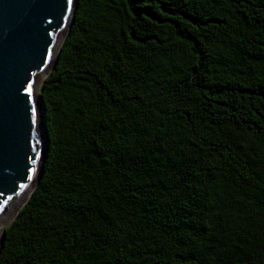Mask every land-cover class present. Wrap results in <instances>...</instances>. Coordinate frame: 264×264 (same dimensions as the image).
Here are the masks:
<instances>
[{"label": "trees", "instance_id": "obj_1", "mask_svg": "<svg viewBox=\"0 0 264 264\" xmlns=\"http://www.w3.org/2000/svg\"><path fill=\"white\" fill-rule=\"evenodd\" d=\"M39 96L0 264H264V0H77Z\"/></svg>", "mask_w": 264, "mask_h": 264}, {"label": "water", "instance_id": "obj_2", "mask_svg": "<svg viewBox=\"0 0 264 264\" xmlns=\"http://www.w3.org/2000/svg\"><path fill=\"white\" fill-rule=\"evenodd\" d=\"M76 5L77 0H0V221L9 219L3 229L43 174L48 133L35 81H44L55 67Z\"/></svg>", "mask_w": 264, "mask_h": 264}, {"label": "rangeland", "instance_id": "obj_3", "mask_svg": "<svg viewBox=\"0 0 264 264\" xmlns=\"http://www.w3.org/2000/svg\"><path fill=\"white\" fill-rule=\"evenodd\" d=\"M43 83V78L38 77L35 81V95L38 96L40 93V88L42 86ZM17 205V204H16ZM1 237V236H0Z\"/></svg>", "mask_w": 264, "mask_h": 264}, {"label": "bare ground", "instance_id": "obj_4", "mask_svg": "<svg viewBox=\"0 0 264 264\" xmlns=\"http://www.w3.org/2000/svg\"><path fill=\"white\" fill-rule=\"evenodd\" d=\"M8 220H9L8 218L6 219L4 218V220L0 221V236L2 235V232H3V226ZM0 240H1V237H0Z\"/></svg>", "mask_w": 264, "mask_h": 264}]
</instances>
